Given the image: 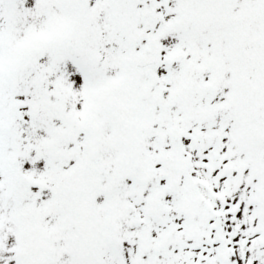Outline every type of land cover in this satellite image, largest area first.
<instances>
[{
    "label": "snow or ice",
    "instance_id": "snow-or-ice-1",
    "mask_svg": "<svg viewBox=\"0 0 264 264\" xmlns=\"http://www.w3.org/2000/svg\"><path fill=\"white\" fill-rule=\"evenodd\" d=\"M0 264H264V0H0Z\"/></svg>",
    "mask_w": 264,
    "mask_h": 264
}]
</instances>
